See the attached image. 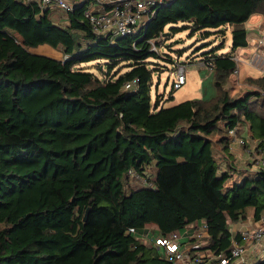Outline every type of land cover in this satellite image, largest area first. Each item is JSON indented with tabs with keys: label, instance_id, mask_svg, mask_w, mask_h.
<instances>
[{
	"label": "trees",
	"instance_id": "16d2710c",
	"mask_svg": "<svg viewBox=\"0 0 264 264\" xmlns=\"http://www.w3.org/2000/svg\"><path fill=\"white\" fill-rule=\"evenodd\" d=\"M89 4L0 0V264H172L147 241L202 221L207 244L192 251L229 254L232 236L242 241L229 223L264 217V169L226 185L234 128L264 150V74L240 76L247 89L232 92L264 0H169L126 36L97 34ZM186 28L223 42L231 31L232 50L199 59L213 73L211 98L163 106L155 60L171 59L160 45ZM40 44L63 57L33 52ZM151 166L149 186L133 185Z\"/></svg>",
	"mask_w": 264,
	"mask_h": 264
},
{
	"label": "built area",
	"instance_id": "2783aa9c",
	"mask_svg": "<svg viewBox=\"0 0 264 264\" xmlns=\"http://www.w3.org/2000/svg\"><path fill=\"white\" fill-rule=\"evenodd\" d=\"M43 7L51 6L65 11L74 10L79 4L90 2L86 17L88 18L93 30L101 35H117L126 36L129 34L140 35L146 28V23L155 13L154 7L157 4L168 2L169 0H36ZM111 8L108 9V6ZM154 49L156 46L154 44ZM243 55H237L238 62H242ZM247 63L255 68L264 71V35L258 41V44L253 54L246 57ZM244 62H246L244 60ZM202 65L205 63L201 62ZM212 66V63H209ZM240 73V67L235 70V75ZM187 83L186 64L179 62L176 65V77L173 81V89H179ZM125 88L136 89L137 81L125 83ZM238 129L232 130L233 139L245 146L246 151L252 156L253 160L259 167L264 169V150L258 149L256 142L248 141L244 137L239 136ZM134 175L133 170L130 171ZM264 220V217H262ZM195 228H193V226ZM207 229L206 221L193 222L186 227V233L189 237L198 238L207 235L199 232L203 228ZM190 230V231H189ZM241 242H237L232 236V245L229 254H220L218 256L211 253L197 251L194 253L193 249H199L200 244L189 245L183 241V233L181 231H174L169 236H155L153 238V245L162 248L165 255L170 257L172 264H252L250 259L246 256V251L250 249L251 245L262 243L264 240V227H246L241 230ZM193 240V241H196ZM148 240V239H146ZM199 246V247H198ZM264 257V252L262 253Z\"/></svg>",
	"mask_w": 264,
	"mask_h": 264
},
{
	"label": "rangeland",
	"instance_id": "374dc122",
	"mask_svg": "<svg viewBox=\"0 0 264 264\" xmlns=\"http://www.w3.org/2000/svg\"><path fill=\"white\" fill-rule=\"evenodd\" d=\"M255 18H253L252 22L254 23ZM182 23H179L178 26H182ZM191 28H186L178 32L174 37L172 38H165L160 45L161 50L164 53H168L165 55V57H171V59H164V58H158L155 61H158L157 63L154 64V67H157L159 71H154V78H153V86H152V96L153 100H156V98L159 96L161 99V105L163 106H171L178 104L184 100L188 99H195V98H204L209 97L212 94V91H209V88L211 86L210 83V76L207 75L208 77L204 79V75L202 70L208 71V74H210L211 69L205 67L202 65L201 62H199V59L202 56V53L205 51H209L214 47L219 46V53L221 52H230L232 50V33L231 31H228L226 36H225V42H223V37L220 35H215L211 34L208 37H202L201 32L197 31L195 34H190ZM264 35V31L260 34V36L257 39L256 45L252 51H250L249 55L251 56L258 44V41L261 39V37ZM222 42L224 43V46H221ZM167 44H171L170 46H167ZM32 51L35 53H40V54H46L51 57L60 59L63 57V52L59 48H55L49 44H40L36 47L32 48ZM248 52V51H245ZM244 51H241L243 56L241 57L243 60L246 59L249 55H246ZM238 53L237 55H242ZM177 61L180 62H185L186 64V73H187V83L184 84L181 88L179 89H173V81L176 77V63ZM98 64V61H93L89 62V65L95 66ZM246 69L249 70L250 74L253 76H259L261 75V72L264 74V71L262 70H257L252 67H246V65H241V70L240 73L243 74V72L246 71ZM205 73V72H204ZM240 73L236 75V77L232 78L234 83L236 81V88H233L232 92L236 95L238 92H242L243 90L247 89L246 85H243L242 83L240 84L237 82L239 80V77L241 76ZM238 78V79H237ZM212 80V79H211ZM241 82V81H240ZM205 84V86H204ZM170 95H173V98L170 99ZM251 142H253L251 140ZM243 149H245V146H242ZM246 151V149H245ZM246 153L249 155L251 160H253V155L251 156L247 151ZM253 162H255L253 160ZM256 163V162H255ZM257 164V163H256ZM258 165V164H257ZM260 166V165H259ZM146 175L143 179H139L134 183L136 187L138 186H149V182L147 178H151L154 176L155 171L153 166L148 168L146 170ZM248 174H253L250 171L247 170H235L233 171L232 175L230 178L227 180L226 185L227 186H232V184L236 182L242 181L244 177H246ZM134 181V180H133ZM249 223V222H248ZM231 225L230 228L233 227L231 230L233 232V235L235 234L234 232L239 233L241 230L245 229L246 227H264V220L261 218L260 220H252L250 222L249 226H245L240 229H235L234 225L229 223ZM196 225L193 226L195 228ZM190 231V230H189ZM199 232H202L207 235L203 237H198L197 241H193L192 237L184 236L185 239L183 241H186L187 244L192 245V244H200V241H203V245L207 244V237H208V231L205 228L200 230ZM147 244L149 246L153 245L152 240H148ZM264 242L261 243L262 247H260V252H264ZM199 247V246H198ZM202 247V244H200V249ZM200 252H203L201 250Z\"/></svg>",
	"mask_w": 264,
	"mask_h": 264
},
{
	"label": "crops",
	"instance_id": "0c3cea01",
	"mask_svg": "<svg viewBox=\"0 0 264 264\" xmlns=\"http://www.w3.org/2000/svg\"><path fill=\"white\" fill-rule=\"evenodd\" d=\"M253 18H255L254 23L252 22ZM247 29H248L249 45L247 47L239 48L237 54L238 53L242 54L241 51H244V52L248 51V52H245V53H246V55H249L250 54L249 52L254 49L258 37L264 31V17L261 14L252 15L251 18L247 21ZM245 61L246 62H244V60H242L241 65H246V67H248V68L252 67L254 69H257L254 66L249 65L247 63L246 59H245ZM257 70H259V69H257ZM202 72H203V75H204L205 82H206V79L208 78L206 76V73H207L208 76H210L209 79L211 81L213 73L210 72V74H208V71H206V70H202ZM245 74L246 75H251L248 69H246V71L243 72V74H240V75L242 76V75H245ZM261 74H263V73L261 72ZM209 91H212V94L209 97L205 96L204 98L209 99V98H211L213 96V94H214L213 87H212V89L210 87ZM244 132L246 133V131L242 128L240 130V133H244ZM242 146H243L242 144L236 142L232 138V142H231V145H230V153L232 154L230 163L235 166L236 170L237 169H239V170H247V171H250L251 173L257 172L259 166L255 162H253V160H251V158L249 157V155L246 153L245 149H243ZM220 163L223 166V168H225V167L227 168V166H226L227 162L225 160H222ZM233 171H235V170H233ZM250 222L249 223L248 222L239 223V224H235V225L233 223H231V224L234 225L235 229L236 228L240 229V228H243L245 226H249ZM149 226L152 227V228L155 227V225H153V224H151ZM229 227H231L230 224H229ZM230 229L232 230L233 227L230 228ZM186 235L187 234H185L184 236H186ZM188 237H189V235H188ZM262 242H264V240ZM260 247H262L261 243H257V244L251 245L250 249H248L246 251L247 258L252 260V262L257 261L258 259H263L264 257H262V253L260 252Z\"/></svg>",
	"mask_w": 264,
	"mask_h": 264
},
{
	"label": "water",
	"instance_id": "95a60500",
	"mask_svg": "<svg viewBox=\"0 0 264 264\" xmlns=\"http://www.w3.org/2000/svg\"><path fill=\"white\" fill-rule=\"evenodd\" d=\"M89 210H90V209H87V211H86L85 218H84L85 221H86L87 218H88Z\"/></svg>",
	"mask_w": 264,
	"mask_h": 264
}]
</instances>
